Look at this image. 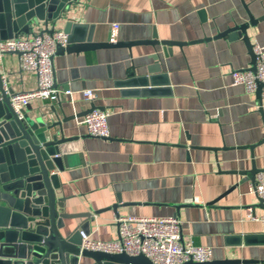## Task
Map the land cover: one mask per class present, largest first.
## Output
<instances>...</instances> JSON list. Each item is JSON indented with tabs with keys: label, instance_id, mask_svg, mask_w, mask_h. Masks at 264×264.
<instances>
[{
	"label": "crops",
	"instance_id": "1",
	"mask_svg": "<svg viewBox=\"0 0 264 264\" xmlns=\"http://www.w3.org/2000/svg\"><path fill=\"white\" fill-rule=\"evenodd\" d=\"M244 1L255 17L264 14V0ZM68 16L78 25L68 34L75 41H111L112 25L118 24L115 41L156 35L184 44L166 53L162 44L144 43L54 55L55 84L71 88L72 98L35 100L23 115L49 118L51 107L61 118L60 108L79 115L63 123L65 135L76 136L60 146L69 157L58 172L66 212H91V237L105 241L120 230L115 212L107 209L114 203L121 204L120 216L176 215L182 240L210 246L211 260L264 264V221L249 216L264 215V207L249 206L258 202L249 172L253 163L264 170V114L256 93L232 83V71L250 63L245 42L213 37L248 21L243 1L79 0ZM248 35L264 46V19L250 26ZM153 67L160 72L148 91L136 81L118 85L130 74L135 80L149 75ZM0 68L14 93L36 87V74L22 70L18 54L3 55ZM84 89L94 90L93 100L83 97ZM93 103L110 112L111 139L89 134L80 123ZM176 203L194 204L176 209ZM85 220H66V232ZM80 263L92 260L82 257Z\"/></svg>",
	"mask_w": 264,
	"mask_h": 264
},
{
	"label": "water",
	"instance_id": "2",
	"mask_svg": "<svg viewBox=\"0 0 264 264\" xmlns=\"http://www.w3.org/2000/svg\"><path fill=\"white\" fill-rule=\"evenodd\" d=\"M242 1L249 16L248 21L234 24L224 31L217 32L213 37L227 35L230 40L241 38L251 59L249 66L240 70L255 73L256 55L248 28L263 20L264 14L255 17L245 1ZM77 2L79 0H0V38L11 39L19 34H30L38 27L41 33L52 35L60 25H63L62 30L65 33L70 34L78 27L74 19L68 16L70 8ZM69 36L67 45H57L54 55L103 47L131 48L133 45L144 43L154 46L162 44L166 53L172 51V46L181 47L184 44L182 41L159 40L156 35L149 40L107 42H94L90 37L75 41ZM203 39L207 41L211 37ZM9 53L21 55L19 51L5 52L3 55ZM54 55L51 58L52 65ZM148 72L149 75L145 73L136 80L131 79L133 75L130 74L128 78L120 80L118 85L129 87L136 81L137 85L143 87V92L148 91L146 89H149V86L157 83V78L153 74L160 71L153 67L148 68ZM7 82H4L0 68V264H81L82 257L91 259L92 264H155L144 254L131 255L126 252L113 253L82 248L81 231L90 232L89 222L93 220V216L89 211L66 212L67 197L63 194V182L58 173L64 170L69 158L61 153L60 146L76 138L65 135L63 123L79 115H65L63 108H60L61 114H64L61 118L59 112L51 107L49 118H45L44 113L34 118L27 113L19 117L10 102L14 94L13 87ZM263 86L262 82L257 81L256 96L262 114H264ZM91 105L83 112V116L95 108L105 109L94 103ZM101 138L111 139L110 136ZM259 171L262 169L253 163L249 172L253 184ZM58 191L62 196L58 195ZM256 197L258 202L249 206L252 209L257 206L264 207V201L257 195ZM193 204L176 203L175 206L178 209L181 205ZM120 205L117 202L107 209H112L119 218ZM78 217L87 220L66 232L68 228L66 220ZM181 241L183 242L182 238ZM257 261L227 258L206 262L188 260L182 264H249L258 263Z\"/></svg>",
	"mask_w": 264,
	"mask_h": 264
},
{
	"label": "built area",
	"instance_id": "3",
	"mask_svg": "<svg viewBox=\"0 0 264 264\" xmlns=\"http://www.w3.org/2000/svg\"><path fill=\"white\" fill-rule=\"evenodd\" d=\"M118 24L112 25L111 40L115 41ZM68 34L62 29L50 35L41 33L40 27L30 34H19L11 39L0 38V59L5 52H21L20 67L25 72L36 74L34 88L16 92L11 96L10 102L13 109L23 116L25 108L35 100L47 99L58 101L63 94L72 98L74 91L60 88L54 82L53 65L51 58L56 53L57 45L66 46ZM256 55V72L248 70L232 71V83L243 85L247 92L256 93L257 81L264 84V46L254 44ZM4 82L6 83L5 79ZM83 97L93 100V89L82 90ZM264 99V86L262 88ZM110 112L95 108L82 116V123L89 134L97 137H108ZM253 192L264 201V170L256 173ZM251 218L264 221V215ZM119 226L118 237L112 240H100L91 237L90 232L81 231L82 248L100 250L105 252H126L131 255L144 254L155 264H182L188 260L206 262L212 259L210 246L196 245L191 239L181 241L182 220L174 216H140L124 215L117 218Z\"/></svg>",
	"mask_w": 264,
	"mask_h": 264
}]
</instances>
